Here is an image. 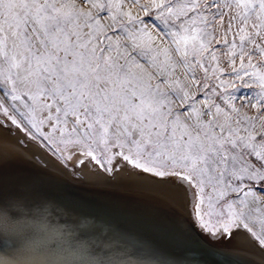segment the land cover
<instances>
[{
    "label": "snow or ice",
    "instance_id": "obj_1",
    "mask_svg": "<svg viewBox=\"0 0 264 264\" xmlns=\"http://www.w3.org/2000/svg\"><path fill=\"white\" fill-rule=\"evenodd\" d=\"M10 110L80 164L194 189L210 237L264 246V210L245 212L264 202V0H0V112L19 129Z\"/></svg>",
    "mask_w": 264,
    "mask_h": 264
},
{
    "label": "bare ground",
    "instance_id": "obj_2",
    "mask_svg": "<svg viewBox=\"0 0 264 264\" xmlns=\"http://www.w3.org/2000/svg\"><path fill=\"white\" fill-rule=\"evenodd\" d=\"M7 131L0 129V235L7 242L0 264H264V247L250 234L221 238L202 231L190 213V189L185 195L159 178L126 170L131 167L119 159L111 179L90 159L80 164L78 156L73 169L82 175L76 177L35 146L24 148L21 133ZM36 153L53 171L38 166ZM67 176L96 189H72ZM189 223L204 240L231 252L218 257L197 245Z\"/></svg>",
    "mask_w": 264,
    "mask_h": 264
},
{
    "label": "rangeland",
    "instance_id": "obj_3",
    "mask_svg": "<svg viewBox=\"0 0 264 264\" xmlns=\"http://www.w3.org/2000/svg\"><path fill=\"white\" fill-rule=\"evenodd\" d=\"M146 20L148 18H145ZM254 89H246V88H241L237 93V105L240 104L241 100H244L246 97L252 96L254 94ZM8 103H11L10 101ZM7 106V103H6ZM19 106V105H17ZM23 111V109H21ZM10 113L12 115H15L17 118L18 123H20V128L18 129L15 125L11 124V121L8 120L6 117L3 116L2 112H0V125L4 126L5 125V130L8 129L7 133L9 136L11 137H15L18 135L23 136H19L18 139L20 140V144L25 148L28 147L30 148V146L33 148L35 146V148L39 149V151L45 153L47 156L56 158L59 161V164L62 166V168L64 167V170H66V172L68 173H74L75 168L73 169V163L76 162V160L79 159L78 156H80L79 152L72 148L71 146H69L68 148H65L64 145L59 144L58 139L56 137H53L52 139L49 140H45L42 136H40L38 133H36L35 129H31V126L28 125L27 120L24 119L23 117L19 116V114L11 112ZM7 124V125H6ZM7 126V127H6ZM10 129V130H9ZM13 129V130H11ZM10 131V132H9ZM17 131V132H15ZM42 131L45 133V135H47L50 132V128L47 126H44L42 128ZM32 136L36 142H34L33 139L30 138V136ZM27 136H29L27 138ZM26 140V141H25ZM31 140V141H30ZM34 144V145H33ZM36 156L38 159H40V161L42 163L48 164V162L46 161V159H44V157L42 158L40 154L36 153ZM68 157H71V159H68ZM52 158V159H53ZM43 160V161H42ZM80 161V160H78ZM115 161L113 162V171L111 173L105 172L106 175H108L109 177H111V179H113L115 177V171L117 166L119 165H114ZM129 167H131L130 165H128ZM77 173H74L73 175L76 177H81L82 173L80 171H76ZM77 174V175H76ZM143 174V173H141ZM146 175L148 174L149 176H151V174L149 173H145ZM154 177V176H151ZM158 180L159 177H154ZM174 179V178H173ZM160 180V178H159ZM188 188V186H187ZM190 188H188L189 190ZM191 195L193 194V190H191ZM256 197L259 198L261 201H264V196H261V194L259 192L255 193ZM193 197V196H192ZM230 200L235 201L236 197L235 195H232L229 197ZM191 206H190V213L191 215L194 214L192 206L194 203V199H191ZM248 201H249V208L245 209L246 213H251V215L255 218L258 214L253 211V209H255L256 207H260L262 210H264V202H262L261 204L257 205L252 201V197H248ZM254 230L257 231L259 233L260 231V227L259 224H254L253 225ZM202 231L206 234L209 235L207 231H205L204 229H202ZM264 247V246H263Z\"/></svg>",
    "mask_w": 264,
    "mask_h": 264
},
{
    "label": "water",
    "instance_id": "obj_4",
    "mask_svg": "<svg viewBox=\"0 0 264 264\" xmlns=\"http://www.w3.org/2000/svg\"><path fill=\"white\" fill-rule=\"evenodd\" d=\"M40 160V159H39ZM37 159H34V161H37L38 163V166L41 167V168H44V169H47V171L51 172L53 171V168L49 165H46L45 163H42L41 161H39ZM60 173V172H59ZM62 173H60L61 175ZM63 175V174H62ZM68 179L67 182L69 183V187L72 188V189H75V190H79L78 188L81 189V187H84V189H96V187H93L92 185L90 184H85V183H80V182H76V181H73L70 177L67 176ZM74 187H77V188H74ZM81 191V190H79ZM117 196L119 195H126V194H123V192H117L116 194ZM127 196H130V195H127ZM188 228L190 229V231L192 232L193 234V237L195 238V242L197 245L201 246L203 249H205L206 251H208L209 253H214V255H218V257H225V254L228 253V252H231L232 249L230 248H224V247H220V246H215V244H210V242L204 240V238H202L200 235H198L196 232H195V229L189 224H187ZM6 243L3 239V237H1L0 235V253H2L3 251H7L6 249ZM200 264H209L207 262H201Z\"/></svg>",
    "mask_w": 264,
    "mask_h": 264
}]
</instances>
